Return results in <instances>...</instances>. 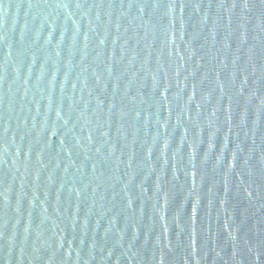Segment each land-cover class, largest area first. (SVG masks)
I'll use <instances>...</instances> for the list:
<instances>
[{
    "label": "water",
    "instance_id": "water-1",
    "mask_svg": "<svg viewBox=\"0 0 264 264\" xmlns=\"http://www.w3.org/2000/svg\"><path fill=\"white\" fill-rule=\"evenodd\" d=\"M0 264H264V0H0Z\"/></svg>",
    "mask_w": 264,
    "mask_h": 264
}]
</instances>
